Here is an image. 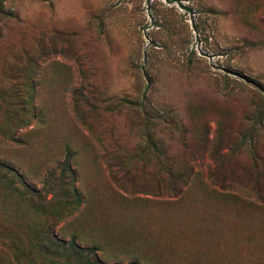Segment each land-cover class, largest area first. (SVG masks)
<instances>
[{"label": "rangeland", "instance_id": "374dc122", "mask_svg": "<svg viewBox=\"0 0 264 264\" xmlns=\"http://www.w3.org/2000/svg\"><path fill=\"white\" fill-rule=\"evenodd\" d=\"M1 175L0 264H264V0H0Z\"/></svg>", "mask_w": 264, "mask_h": 264}, {"label": "trees", "instance_id": "16d2710c", "mask_svg": "<svg viewBox=\"0 0 264 264\" xmlns=\"http://www.w3.org/2000/svg\"><path fill=\"white\" fill-rule=\"evenodd\" d=\"M12 115V113H10ZM255 168V167H254ZM166 177L168 178L169 184H172V177L173 174L170 173V171H165ZM1 179H4L5 182H8L10 186H12V181L7 178L6 175H1ZM66 183L63 181H60L58 183L59 189L64 191ZM173 185V184H172ZM183 186H176L173 185V188L171 189V193H176L179 195L182 192ZM39 241L38 245V252L40 256H53L56 258H62L66 261L71 262H78L80 264H102L96 254V250L93 248L91 249H81L78 247L74 240H71L70 243L66 244L63 241H59L56 237L49 234L45 241L41 242ZM135 264V262L130 263Z\"/></svg>", "mask_w": 264, "mask_h": 264}]
</instances>
